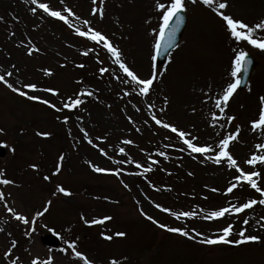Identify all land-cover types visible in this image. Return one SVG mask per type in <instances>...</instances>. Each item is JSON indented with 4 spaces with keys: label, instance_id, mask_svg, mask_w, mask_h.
<instances>
[{
    "label": "rangeland",
    "instance_id": "1",
    "mask_svg": "<svg viewBox=\"0 0 264 264\" xmlns=\"http://www.w3.org/2000/svg\"><path fill=\"white\" fill-rule=\"evenodd\" d=\"M40 3L68 16L70 23L44 12ZM226 3L221 11L234 19L249 25L264 20V0ZM184 4L187 23L180 42L165 62L155 67L157 77L150 92L140 95L138 86L120 70L103 44L78 35L75 28L100 31L120 50L122 60L141 78H147L154 70L157 33L153 29L158 30L162 15L155 7L156 0H103L102 4L100 0L95 4L93 0H37L35 4L32 0H0V75H5L13 89H20L16 92L0 81V143L7 148L6 157L0 159V179L13 181L0 183L4 194L0 199V264H31L33 259L47 264L49 258L51 264H84L72 252L73 246L92 264H119L121 257L122 264H158L165 259L171 264H264L263 204L259 214L250 207L206 218L210 211L258 198L246 181L247 186L234 177L239 174L237 168L255 171L260 162L249 165L246 161L253 154L264 155V149L255 147L264 143V130L254 131L251 126L259 118L260 97L264 96V49L234 41L215 5H205L202 0H184ZM93 7L98 9L96 14ZM31 8L37 11L33 13ZM84 20L90 24H83ZM253 35L264 38V29ZM238 48L252 54L257 63L246 86L233 93L226 107L221 105V115L216 100L230 82L231 61ZM82 63L86 66L81 67ZM98 63L107 71H94ZM28 83L37 87L25 88ZM90 93L98 97H86ZM72 97L81 103L66 111L64 104ZM153 116L184 131L186 138L211 145L214 151L207 155L191 152L178 132L157 124ZM228 116L235 119L229 122ZM237 127L239 134L228 146L236 165L229 168L226 158L217 164L219 140L235 133ZM154 146L165 153L160 167L186 175L182 188L192 192L190 199H173L165 187L146 188L138 181L141 170L158 163ZM29 159L49 167L52 181L47 182V170L33 168ZM94 166L109 171L96 172ZM255 179L258 183V176ZM233 183L237 186L227 192ZM60 187L70 194L60 192ZM193 200L200 211L191 225L171 214L191 209ZM8 207L22 214L27 223L17 220ZM105 216L110 217L106 223H90V231L84 230L85 221ZM245 219L248 224L243 223ZM77 220L83 223L74 236H63L62 250L52 251L40 242V234L59 231L52 226L65 230ZM159 224L184 228L189 235ZM229 224L233 227L228 240L240 239L241 229L260 239L241 244L203 242L220 235ZM100 230L111 231L114 238L115 233L126 230L129 235L108 241L107 235L95 236ZM141 244L139 249H144L139 250ZM99 246L103 247L100 251Z\"/></svg>",
    "mask_w": 264,
    "mask_h": 264
},
{
    "label": "snow or ice",
    "instance_id": "2",
    "mask_svg": "<svg viewBox=\"0 0 264 264\" xmlns=\"http://www.w3.org/2000/svg\"><path fill=\"white\" fill-rule=\"evenodd\" d=\"M193 3H196L197 0H192ZM32 3L35 4L37 3V0H32ZM93 3H96V0H93ZM100 3H103V0H100ZM202 3L205 5L213 6L214 10L219 13V15L222 17L223 21L225 22V28L229 32L230 36L234 39L236 42H241V41H247L248 44L264 49V38H254V32L256 30H261L264 29V20H261L257 22L255 25H249L248 23L243 22L242 20L239 19H234L231 15H226L222 9H225L227 7L226 0L225 2H219L217 3L216 0H202ZM39 8L43 9L44 12L49 13L53 17H58L60 20L64 21L65 23H70L68 20V16L62 15L61 12L59 11H53L48 4L46 3H40ZM155 7L158 10L162 11V15L160 16V23H159V28L153 29L154 32H156L155 36V43L153 45L155 54L152 56V60L155 61L156 57L161 55L162 53H168V50L174 45V40H175V35L176 32L179 28V26L183 22V16L181 15V11L185 8L184 0H170L169 3H164L161 2V0H156V5ZM33 13L37 11L36 8H31L30 9ZM69 13H71V9L67 10ZM98 9L96 7H93L92 12L93 14H96ZM99 13L102 16L103 15V10L102 8L99 9ZM83 24L89 25L90 21L84 20ZM71 26V25H70ZM75 32L84 37H88L89 39L96 41L97 43H102L103 47L112 54V56L115 58V63L119 65L120 70H122L123 73L127 75V77L130 78L131 82L135 85L138 86V90L140 95H146L150 92L151 87L156 80L157 77V72L155 70L152 71L151 75L148 76L147 78H141L134 70H132L123 60H122V54L120 50L112 45V43L108 40V38L102 34L100 31H97L91 27L87 29V31H82L80 27L75 28ZM35 45L31 46L28 48L29 54L33 51ZM249 53L245 51L243 48H238L234 50V58L231 61V72H230V82H227L225 86L222 88V92L219 96V99L216 100V108L220 110V114L224 115V107L227 106V102L229 101V98L233 95V93L238 89L239 85L242 83L241 78L239 74L242 71L247 70V64L249 63L248 60ZM49 71V70H46ZM100 71L103 73L107 71L105 68H101ZM8 76H11L12 73L8 72ZM119 78V77H117ZM0 81H2L4 84L7 85L8 88L13 89V85L9 83V81L5 78V75H0ZM25 88H32L35 89L37 85L28 83L24 85ZM16 92H20L19 88H14L13 89ZM47 91L52 92L53 89H47ZM26 95V93H23ZM33 100L39 99L36 96L30 97ZM261 101V107L259 109V118L254 119L252 121V129L255 131L257 129H262L264 130V96L260 97ZM45 104H48L49 101L45 100L43 101ZM81 103L79 99L77 100H70L69 103L64 104L65 108H72L75 105H78ZM224 105L222 107L221 105ZM52 107H56V105H52ZM151 107V106H149ZM214 115V114H213ZM65 121H67L68 117L64 118ZM153 120L157 124H162L163 127L165 128H170L173 133L178 132L179 137L183 140L184 144L187 146L188 149L191 150L193 153H198V154H205L207 155L208 153L214 151L211 145L204 144L200 145L197 142H194L195 138H186L187 134L179 130L176 126L162 122L161 120L157 119L156 116L152 117ZM228 121L231 122L235 118L232 116L227 117ZM2 131V130H0ZM239 127L236 128L235 133L229 134L225 136L223 139H220L218 142V150H216L215 154V162L217 164L221 163L222 160L225 158L227 159V164L228 167L231 168L234 165H236V160L232 157L230 154V151L228 150V146L230 142L234 141L237 138V135L239 134ZM41 135H49V133H40ZM127 143H131V141H127ZM257 149H264V143H258L255 145ZM103 151V149H101ZM121 152L124 151L123 148L120 149ZM161 156H164L165 153L161 152ZM208 159H212L211 156H208ZM257 162L264 163V155H258V154H253L250 159L246 161L247 164L249 165H254L257 164ZM32 167H36V165H32ZM94 170L96 172H106L109 171L108 169L102 168V167H96L94 166ZM150 170V169H149ZM57 171H59V168H57ZM238 175L234 177V180L238 183L240 181H246L253 189H255L257 192L264 194V188L258 187L257 186V180L255 177L259 175V173L255 171H245L241 168H237ZM0 177H3V173L0 172ZM0 183L3 184H10L13 183V181L8 180V179H0ZM237 183L231 184L226 191L227 192H232L233 189L237 186ZM60 192H64L66 194L67 190L64 189L63 187L59 188ZM3 193L0 192V199H3ZM257 201L252 199L248 200L246 203L240 204L239 206H230V207H221L218 210H213L208 213V216L206 217L207 219H214V218H219L224 216L226 213L231 212H241L243 209L250 208L252 205L256 204ZM260 204H264V199H261L259 201ZM157 208H160L161 205L157 204ZM8 212L12 213V215L17 219L24 221L27 223L26 218L15 211L13 208L8 207ZM165 212H168L169 209L165 208ZM173 216L179 218L180 216L184 217H189V216H195V212H183V213H177V212H172L171 213ZM39 215V213L37 214ZM110 217H103L102 219L99 220H92V221H85L86 223H102L104 220H108ZM149 220L153 219L151 216L148 217ZM264 219V218H262ZM244 224H248L249 221L245 219L243 221ZM159 227L161 228H168L167 225L165 224H159ZM232 225L229 224L226 227H223L220 231L221 234L216 236L215 238L213 237H208L206 240H204V243L207 244H217V243H236V244H241L244 242L248 241H257L260 239L259 236L257 235H246L245 230L241 229L239 236L240 239L231 241L228 240L229 235L232 232ZM169 231L175 232V233H180L184 236H188L189 233L184 229L180 227H175V228H168ZM117 236H123L125 233H116ZM107 239H112L111 236L106 237ZM72 244L74 245L75 242L73 241ZM11 249H9V252ZM9 252L5 253V256L9 254ZM72 252L76 257H80L83 259L84 264H92V261H90L86 256H84L81 252L76 251L75 247H72ZM12 264H17L16 261H12ZM31 264H39L38 259H33ZM47 264H51V258L47 261ZM112 264H116V261H113Z\"/></svg>",
    "mask_w": 264,
    "mask_h": 264
},
{
    "label": "water",
    "instance_id": "3",
    "mask_svg": "<svg viewBox=\"0 0 264 264\" xmlns=\"http://www.w3.org/2000/svg\"><path fill=\"white\" fill-rule=\"evenodd\" d=\"M181 15L183 16V22L182 24L179 26L177 32H176V35H175V40H174V45L168 50V52L177 44L179 38H180V35L182 33V30H183V27H184V24H185V21H186V16H185V13L183 11H181ZM167 53H162L161 55L157 56L156 57V62L159 64L161 63L165 57H166ZM248 60H249V63L247 64V70L246 71H242L241 73V81L242 83L240 84V87H242L244 84H245V81L250 73V71L253 69V64H254V61L252 59L251 56H248ZM4 154V150L2 148H0V155L2 156ZM44 242L47 244V245H52L54 244L55 245V242L53 240L52 237L50 236H46L43 238Z\"/></svg>",
    "mask_w": 264,
    "mask_h": 264
},
{
    "label": "trees",
    "instance_id": "4",
    "mask_svg": "<svg viewBox=\"0 0 264 264\" xmlns=\"http://www.w3.org/2000/svg\"><path fill=\"white\" fill-rule=\"evenodd\" d=\"M181 180L182 179H180L178 176H175V177L168 178L166 181H168V183H170L169 185H171L172 183H174L176 181H181ZM168 183H163V184L168 185ZM178 185H183V184H178Z\"/></svg>",
    "mask_w": 264,
    "mask_h": 264
}]
</instances>
